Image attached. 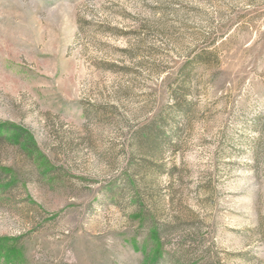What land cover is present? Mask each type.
<instances>
[{"label":"rangeland","instance_id":"obj_1","mask_svg":"<svg viewBox=\"0 0 264 264\" xmlns=\"http://www.w3.org/2000/svg\"><path fill=\"white\" fill-rule=\"evenodd\" d=\"M0 136V264H264V0H0Z\"/></svg>","mask_w":264,"mask_h":264},{"label":"trees","instance_id":"obj_2","mask_svg":"<svg viewBox=\"0 0 264 264\" xmlns=\"http://www.w3.org/2000/svg\"><path fill=\"white\" fill-rule=\"evenodd\" d=\"M16 130L18 131L17 134H21V137H24L26 135L25 132L23 130H21L20 128L16 127ZM145 137L149 138L148 134H146ZM3 138H4V136H0V139H3ZM152 229L154 230L156 237L159 239L160 238V230L154 226H152ZM159 253L160 252H158L156 259H158L160 257Z\"/></svg>","mask_w":264,"mask_h":264}]
</instances>
